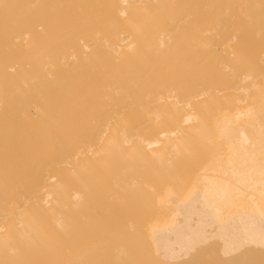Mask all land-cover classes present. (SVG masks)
Returning a JSON list of instances; mask_svg holds the SVG:
<instances>
[{"label":"bare ground","instance_id":"1","mask_svg":"<svg viewBox=\"0 0 264 264\" xmlns=\"http://www.w3.org/2000/svg\"><path fill=\"white\" fill-rule=\"evenodd\" d=\"M254 36H264V0H0V264H64L63 247L72 249L71 245L77 241V233L82 232V236L87 232L88 224L93 220L91 214H95L87 211L85 203L78 200L76 203V199H81L82 195L79 197L78 193L70 192V188L68 190L63 185L67 181L74 184L81 173L89 172L87 167L78 168L68 163L70 158L75 160L77 155L72 146L84 139L68 144L67 138L79 139L87 126L90 127L85 131L88 137H103V128L113 123L121 125L123 131L120 130L117 139L123 138L124 144L126 137H132L130 134L134 127H129L133 129H130V137L129 129L125 132L126 127L122 125L130 120L126 115H134L135 112L144 115L142 124H134L135 130H139L140 126L153 130L150 139L141 140L143 138L139 131L134 134L137 139L141 138V141H137L134 137L138 144L141 143L140 146H133L135 142L131 138L133 149L139 147V153L158 143L160 138L170 140L176 131L173 130L175 126L178 128L187 122L189 124L198 117L196 126L200 124L201 127L199 136L192 137L198 129L193 133L191 123V136L178 135L180 138L176 139L175 145H179L175 146L172 142L170 149L163 146L162 151L156 154L159 157L162 154L165 156L164 152H174L176 156L167 155L177 160L183 156L193 158L196 150L190 144L201 140L206 145L205 152L211 150L208 157L218 149L219 154L215 156L219 162L222 158V162H225L222 169L216 167L222 170L223 173L219 171L221 175L224 174L218 177L215 176V173L220 175L215 168L218 160L215 156L207 157L206 163H218L214 162L213 168L207 166L206 170L214 171L215 168L217 171L209 172L211 177L208 172L209 177L203 175L205 172L201 177L195 176L199 180L203 176V181L196 183V188L201 190L197 188L196 192L197 189H194L187 199H177L175 208L172 204L175 211L170 226L167 224L168 227L161 229L151 227L148 240L152 242L149 246L153 245V252L159 253L164 262L179 264L196 248L215 240L221 244V247L218 245L221 248L219 253L227 258L245 249L250 250L247 251L249 256L264 254V60H261L264 57L257 58V63L252 62V57L253 64H248L243 61L244 52L236 49L239 37L243 42ZM167 54L172 62L162 69L157 68ZM226 62L232 63L233 67L227 71L228 75L223 76L219 70ZM185 83L193 86L188 92H204H200L201 95L209 90H220L217 86L226 88L225 91L234 88L235 99L227 97L223 107H202L203 110L199 103L202 111L197 112L196 116L185 112L180 114L176 109L178 103L190 108L191 98L186 92L180 95L181 99L177 97L176 103L172 99L169 105L156 104L151 96L153 90L165 96ZM196 95L193 93L192 98ZM203 102L207 103L205 100ZM160 119L159 124H154ZM29 126L35 129L28 130ZM208 140L212 143L206 144ZM188 141L192 143L188 145ZM209 143L212 147L215 144L219 147L211 149ZM120 147L117 145L116 148ZM120 151H111L115 154L114 165H119ZM178 161L177 166L184 159L180 163ZM153 162H156L155 159ZM63 164L67 166L66 169H63ZM126 165L128 172H131V165ZM200 169L203 170V167ZM128 172L122 174L127 175ZM115 178L118 181L120 177ZM125 179L120 182H126ZM117 181L108 183L109 188L103 189L104 194L119 186ZM80 184L83 186V183ZM191 184L192 189L195 184ZM123 186L126 187V183ZM184 195L187 196V193ZM81 208L83 211H79H82V215L76 212ZM76 214L80 218L82 216L84 225L80 223L81 232L77 231ZM85 217H88L87 220ZM118 217L119 211L105 210L104 219L113 222ZM99 218L97 220L101 222ZM99 221L96 223L101 226L98 227V230L101 228L100 232L104 223ZM132 223L130 227H134ZM96 226V231L91 230L94 232L89 235L92 238L88 237L87 240L91 238L95 241L94 233H98ZM111 231L106 235L104 232V238L100 237L102 233L95 235L97 240L102 238L104 241L99 240L101 244L98 241L101 246L96 241H90L92 245L88 257L84 254L86 250L82 251L85 258L82 255L81 258L77 257L80 254L78 251H73L72 257L67 252L68 255L64 257L66 264H141L143 254L140 253V256L134 249L118 244L121 241L116 239L118 233ZM81 240L85 241L83 238ZM133 240L139 243L137 239ZM243 255L246 258V253L243 252Z\"/></svg>","mask_w":264,"mask_h":264},{"label":"rangeland","instance_id":"2","mask_svg":"<svg viewBox=\"0 0 264 264\" xmlns=\"http://www.w3.org/2000/svg\"><path fill=\"white\" fill-rule=\"evenodd\" d=\"M240 21V20H239ZM33 34V33H32ZM39 34H44V32H40ZM45 34H48V33H45ZM50 34V33H49ZM240 36V35H239ZM253 39V40H252ZM264 36L262 37V36H260V37H256V36H254V38H251V39H249V40H247V39H245V41H241V39H240V37H239V39H237V47H236V49H238L239 51H242V52H244V53H242L243 54V61L244 62H247L248 64H253V63H257L258 62V59L257 58H259V59H261V57H264ZM253 42L255 43V46H253L254 44H253ZM246 43V44H245ZM260 43V44H259ZM263 43V44H262ZM260 46H259V45ZM262 44V45H261ZM244 45V46H243ZM244 48H243V47ZM254 47V48H253ZM255 47H257V48H255ZM263 47V48H262ZM243 48V49H242ZM185 49V48H184ZM189 49V48H188ZM252 49V50H251ZM258 50V51H257ZM261 50V51H260ZM247 51V52H246ZM249 52V53H248ZM253 54V55H252ZM255 54V55H254ZM260 54H261V56H260ZM263 54V55H262ZM247 55V56H246ZM170 55L169 54H167L166 55V57L158 64L159 66L157 67V68H160V69H162L163 67H165L168 63H170V62H172V59H170L171 58V56L169 57ZM249 56H251L250 58H249ZM252 57H253V59H252ZM168 58V59H167ZM256 59H257V62H256ZM253 60V61H252ZM261 60H264V58H262ZM253 63H252V62ZM260 61V60H259ZM165 62V63H164ZM226 64V65H225ZM225 64H223V65H225V66H223L222 65V67L220 68V75H228V72L227 71H229L232 67H233V65H232V63H230V62H226ZM225 67H226V69H225ZM230 67V68H229ZM226 70V71H225ZM225 73V74H224ZM164 81H162V83H163ZM182 83V82H181ZM180 83V84H181ZM205 86H207V85H205ZM181 88V89H180ZM180 88H175V89H173V90H171V93H169V94H166L165 96H166V98H165V96L164 95H162L161 96V94L159 95V93L157 92V91H155V90H153V91H151V96L154 98V100H156V104H159V105H169L170 103H172V101H173V103L175 102V100L176 101H178V98L179 99H181L180 98V95L181 94H184L185 95V92H186V94H189L190 96V104H189V107L190 108H188V107H185V106H183V104H181L180 105V103H178L177 105V107H176V109H178V112L181 114H192V115H198L202 110H203V108L204 109H206L207 107H214V106H220V107H223L225 104H226V102H224L223 103V101L225 100V99H227V97H228V99L230 98L231 100H233V99H235L234 97H235V94H236V92H235V89L234 88H230V89H227L228 91H225L226 90V88L224 89V87H221V86H217V88L218 89H220V90H215L214 89V91L212 92V91H208V92H205V95L203 94V95H201L202 93H204V92H202V91H198V93H195V92H193V91H190V92H188L189 90H191L192 88H193V86H190V84L189 83H185V85L183 86V87H180ZM177 89H179V90H177ZM184 89H185V91H184ZM221 89H222V93L220 92L221 91ZM233 89V91H231ZM177 90V91H176ZM224 90V91H223ZM175 91V92H174ZM217 91V92H216ZM197 92V91H196ZM200 92H202L201 94H200ZM219 92V93H218ZM174 93V94H173ZM192 93V94H191ZM193 93L194 94H198V95H196V97L195 96H193V98H194V101H193V98H192V95H193ZM214 93H216V94H214ZM172 94V95H171ZM200 94V95H199ZM211 94V95H210ZM169 95H171L170 97H169ZM213 95H215V96H213ZM224 95V96H223ZM225 95H226V97H225ZM173 96V97H172ZM188 96V95H187ZM198 96H200V97H198ZM206 96H207V98H206ZM216 96L218 97V98H216ZM230 96H233V97H230ZM156 97H157V99H159L160 101H158L157 99H156ZM177 99H176V98ZM221 97L223 98V99H221ZM162 98H164V99H162ZM168 98V101H166V99ZM171 99V101H169L170 99ZM196 98H198V99H196ZM208 98H210V99H208ZM173 99V100H172ZM199 100V101H198ZM207 101V103L206 102H203V101ZM210 100V101H209ZM212 100V101H211ZM164 101H166V102H164ZM191 102H193V104L191 103ZM176 103V102H175ZM195 103V104H194ZM199 103H200V105H199ZM203 103L204 104H206L205 106L203 105ZM214 103V104H213ZM196 104H197V107H195L196 106ZM208 104V105H207ZM195 105V106H194ZM201 106L200 108L202 109H200L199 108V106ZM213 105V106H212ZM185 107V109L183 108V107ZM192 106H194V110H193V107ZM203 107V108H202ZM206 107V108H205ZM182 108V109H181ZM196 108V109H195ZM183 110V111H182ZM191 110V111H190ZM200 111V112H199ZM185 112V113H184ZM197 112H198V114H197ZM139 114V113H138ZM136 112L134 113V115H126V117L127 118H129L130 120H129V122L128 123H126V124H124V125H122L123 126V128H125L126 127V129H124V131L126 132V130L128 131V129H129V133H128V136H132L133 138L135 137H137V136H135L134 134L136 133V132H138L139 131V133L142 135V138L143 139H141V138H138L139 140L141 139V140H145V139H150L151 137H152V135H153V130H152V128H150V127H145V126H140V128H139V126L138 127H136V128H139V130H135V126H136V124L138 125H140V124H142V122L144 121V115L143 114H140V115H138ZM132 116H133V118H132ZM135 118V119H134ZM194 119V118H193ZM160 121H161V119L160 120H157V121H155L154 122V124H156V122H157V124H159L160 123ZM192 121V120H191ZM196 121V122H195ZM195 121L193 120L192 122H189V124H188V122L186 123V124H184V125H181L180 127H174V129L173 130H176V131H174V134L172 135V137H171V139L170 140H172V141H170V140H164L163 138L161 139L160 138V140H159V142L158 143H156V144H153V145H151V146H149L148 148H146V149H144V150H142L140 153L138 152V149H139V147H136V150L135 149H133L134 147L133 146H135V145H139L140 146V144H138L136 141H135V138L133 139L131 136V138L134 140V142L135 143H137V144H135L133 141L132 142H130L132 139L131 138H125V139H127V141L129 140V143H127V141L126 142H124V144L122 143V140L121 139H123V138H121V139H117V136L119 135V132H120V130L121 131H123V129L121 128V125H115V124H113V123H111V124H109V125H107V128H103V129H105V130H103V129H101V130H103V137H98L97 138V136L94 138V137H88L89 135H88V133H86L85 131H87V129L88 128H90V127H85L84 128V130H82L83 131V134L81 135V137L79 138V139H77V138H73V139H71V138H67V141H68V144H74V143H76V142H78L81 138L82 139H84L82 142H79V143H76V144H74L72 147H75V150H76V156H75V160H74V158L72 157V158H70V160L68 161V163H70L71 165H74L75 164V166L76 167H78V168H81L82 166L83 167H87L88 169H89V172L86 174H80V176H79V179L77 180V182L76 183H71V181H67V182H65L66 180H65V178L63 179V180H65L64 182H65V184H63V185H65V187H67L68 188V190H69V188H70V192H75V193H78V195H79V197L81 198V199H79L78 198V195H77V198L78 199H76V203H78L77 202V200L78 201H81V202H83V203H85V205H86V209H87V207H88V209H87V211H92V212H94L95 214H91V216H92V218H93V220H90L91 221V223H89L87 226H88V230H87V232L86 233H83L84 235H82L81 236V234H82V232H81V230L83 231V229H81L80 230V228H81V224H83L82 223V216H81V218H80V215H78V214H76V222H77V225H78V230L77 231H79L80 230V232L81 233H77L78 234V236H76V238H77V243L75 242V244H72L71 245V247H72V249L69 247L68 249L70 250V251H72V252H70L69 250H66L65 249V247H63V250H62V255H63V261H62V263H64V264H66V258H64V257H66L65 255L67 254L68 255V253L67 252H69V257H72L73 255H72V253H73V251H78V252H80V254L77 256V257H79V258H81V257H83L84 256V254L85 255H87L86 257H88V250H90L89 249V247H91L90 246V244L93 242V240L94 239H92V240H90L92 237L91 236H89V235H91V234H93V232L94 231H96L95 230V227L94 226H96L97 225V223H98V221L99 220H97L98 218H99V216H101V222L100 223H104V228H102V231H103V229H104V231H103V233H102V231H100L99 232V230H101V228H99V230H98V227H101L100 225H97L96 226V229L98 230V233H94V236L93 237H95V241L97 242V245H99V246H101L100 244L102 243V242H100L99 240H102V241H104V239H102V238H104L105 236H104V232H105V235L107 234V232L108 233H110L109 231H111L112 229L113 230H116L115 232H117L118 233V235H116V239L117 240H121L118 244H122L123 246H125L126 248H129L130 250H135V252H139L138 253V255H140V253H142L143 254V256H145V258H146V260L144 259V257L143 256H141L142 258H143V260L144 261H142L141 262V264H155V262H156V264H174L175 262H173V263H168V262H164L158 255H159V253L157 254V252H153V250H154V248L152 247L153 245H151V246H149L150 244L149 243H152L151 241H149L150 240V236L148 237V234H150L149 232H151V229L153 228H157V229H161V228H163V227H168V225L170 226L171 225V223H173V221H174V211H175V205H174V203H175V201L177 200V199H180V200H182V197H184L185 199H187V197H190V195H192L193 194V192H194V189H197L196 188V183H199V181L200 182H202L203 181V176H202V178H200V180L198 179V178H195V176H197V177H201V175H202V173L203 172H205L203 175L204 176H206L207 177V175L208 174H206L207 172L209 173V172H215V170L217 169L218 170V172L217 173H219L220 174V172H222V170L220 171L218 168H221L222 166H223V164H225V162L223 163L222 161H223V158H222V160L220 159V162H219V160L217 159V155L219 154L218 152H219V150L217 149L219 146H218V144H215L216 146H218L217 148H215L214 146V148L215 149H217L218 150V152H217V150L215 151V152H211L212 153V155L211 156H209L208 157V154L210 153L209 151H211L210 149H208V153L207 152H205V143L204 142H202L201 140H199V141H197V142H195V141H188L189 143H188V145L190 144V142L192 143V144H190V146H192V148H193V150H196V151H194V155H193V158L196 160V161H194V159L192 158V156H191V158H190V156L187 158V157H185V156H181L182 157V159H178V160H181V161H183V159H184V161L182 162V163H180L177 159H176V157H174V156H176V155H174L173 153H171V151L169 152V153H171V154H173L174 156V158L175 159H173V157H170V156H172L171 154H168V153H165L164 152V154H168V155H170V156H168L167 155V157H166V155L164 156L163 154L161 155V156H159V157H161V160L159 159V157H158V155L156 154V153H159V152H161L162 151V148H163V146H169V148L168 149H170L171 148V146H173V143H174V145H175V143H177V141H176V139H178V138H180V137H182V135L183 136H185V134L186 135H192L197 129V131L195 132V134H193L192 135V137L193 136H199L200 134H199V129H201V127L199 128V126H200V124H198V126H196L197 125V123H199L198 121H199V119H198V117L197 118H195ZM196 124H195V123ZM191 123H193L192 125L193 126H191V127H193V133H190V132H192V129L189 127L190 126V124ZM134 124H135V126H134ZM195 124V125H194ZM126 125V126H125ZM131 125H133V126H131ZM186 125L188 126V127H186ZM119 126V127H118ZM131 126V128L132 127H134L133 129H131V128H129ZM106 127V126H105ZM128 127V128H127ZM144 127H145V129H144ZM114 128H115V132H113L114 131ZM121 128V129H120ZM188 128H190V129H188ZM28 130H33V129H35V128H33L32 126H29L28 128H27ZM98 129V128H97ZM130 129H131V131H130ZM180 129H181V131H180ZM90 130H94V129H90ZM112 130V131H111ZM144 130V131H143ZM190 130V131H189ZM105 131V132H104ZM135 131V132H134ZM130 132H131V134H130ZM143 134H142V133ZM145 132V133H144ZM186 132V133H185ZM117 133V134H116ZM130 134V135H129ZM138 134V133H137ZM136 134V135H137ZM197 134V135H196ZM102 135V134H101ZM141 135L139 136L138 135V137H141ZM144 135L146 136V137H144ZM177 135V136H176ZM178 135H180V137L178 136ZM85 137V138H84ZM108 138V139H107ZM175 138V139H174ZM94 139H97L98 141H99V139H100V142H98L97 140H95L94 141ZM103 139V140H102ZM110 139H111V141H110ZM137 139V138H136ZM138 139H137V141H138ZM173 139H174V141H173ZM116 140H118L117 142H115ZM140 140V141H141ZM162 140V141H161ZM94 141V142H93ZM97 141V142H96ZM102 141V142H101ZM106 141H108L107 143H104V142H106ZM161 141V142H160ZM166 141H167V143L169 144H167L166 143ZM170 141V142H169ZM213 141V140H212ZM173 142V143H172ZM208 142H210V143H212L211 142V140L209 141H206V144L208 143ZM213 142H215V141H213ZM84 143V144H83ZM91 143H93L92 144V146L90 147L89 145L91 144ZM96 143V144H95ZM121 143V144H120ZM134 143V144H133ZM210 143H209V145L208 146H210ZM87 144V145H86ZM100 144V145H99ZM106 145V147H105V145ZM129 144V145H128ZM132 144H133V146H132ZM167 144V145H166ZM201 144V145H200ZM96 145V146H95ZM111 145V146H110ZM115 145H116V147H117V145H118V147L119 146H121L120 148H116L115 147ZM176 145H179V144H176ZM175 145V146H176ZM213 145H214V143H213ZM80 148H78V147ZM88 146L91 148V150H90V148L88 149ZM94 146V147H93ZM127 146V147H126ZM207 146V147H208ZM105 147V148H104ZM110 147V149H108V150H106L107 148H109ZM157 147V148H156ZM166 147V148H167ZM213 147H212V144H211V146L209 147V148H211V149H213ZM132 148V150H130ZM79 149V150H78ZM88 149V150H87ZM115 149H120L121 151H120V155L121 156H119V160H118V162H119V165L117 164V165H114L113 163H115L116 161L114 160V155L115 154H113L111 151H114ZM164 149H165V147H164ZM128 150H130L129 152H128ZM135 150V151H134ZM87 151H89L90 153H87ZM103 151V152H102ZM108 151V152H107ZM109 151H110V153L111 154H109ZM83 152H84V154H83ZM85 152H86V155H85ZM100 152V153H99ZM108 154H107V153ZM136 152H138V153H136ZM126 153H128V154H126ZM129 153H131V155L129 154ZM133 153L134 154H136V155H134L133 156ZM146 153V154H145ZM152 153H155V155L154 154H152ZM206 153V154H205ZM218 153V154H217ZM126 154V155H125ZM138 154V155H137ZM215 154H217L216 156H215ZM91 155L93 156V157H91ZM97 155V156H96ZM112 156H113V158H112ZM125 156V157H124ZM163 156V157H162ZM212 156H215V158L218 160V162L220 163H218L217 161H213L214 159H212V161H213V163L210 161V162H208V163H206V161H208L207 160V157H208V159H210ZM80 157V158H79ZM95 157V158H94ZM121 157V158H120ZM123 157V158H122ZM133 157H134V159H133ZM137 157V158H136ZM156 157V158H155ZM179 156L177 155V158H178ZM180 157V158H181ZM196 157V158H195ZM94 158V159H93ZM165 158V159H164ZM188 159V160H186V159ZM219 158H221L220 156H219ZM86 159V160H85ZM147 159V160H146ZM154 159H155V161L157 162V164H156V162H153L154 161ZM159 159V160H158ZM192 159H193V161H192ZM146 160V161H145ZM151 160H153V161H151ZM175 160H177L180 164H178V166L176 165L177 163V161L175 162ZM186 160V161H185ZM191 160V161H190ZM75 161V162H74ZM88 161H89V163H88ZM95 161V162H94ZM150 161V162H149ZM85 162H86V164H85ZM159 162V163H158ZM168 162V163H167ZM186 162H191V163H186ZM218 163L219 165H220V167H219V165L217 164V165H215V163ZM222 162V163H221ZM89 164V166H88V164ZM95 163V164H94ZM149 163V164H148ZM152 163H153V165H152ZM183 163H185V164H183ZM81 164V165H80ZM126 164H129V165H131V167H132V170H131V172H128V169H127V165ZM135 164V165H134ZM188 164V165H187ZM190 164V165H189ZM205 165V167L203 166V165ZM206 164H208V165H206ZM65 164H63L62 165V167H63V169H66L67 168V166H64ZM87 165V166H86ZM92 165H93V167H94V169L92 168ZM144 165H147V166H145V168H143L144 167ZM160 165V166H159ZM200 165H202V166H200ZM212 165V167H210ZM213 165H215V168L218 166V168H214V171L212 170H210V171H207L206 169H208V167L209 168H213ZM112 166H114V167H112ZM123 166H126V168H124ZM137 166H139V167H137ZM141 166H143V167H141ZM162 166V167H161ZM164 166V167H163ZM165 166H166V168H165ZM184 168H183V167ZM188 166V167H187ZM200 166V167H199ZM208 166V167H207ZM110 167H111V169H110ZM137 168V169H135V168ZM140 167L141 168H143V169H140ZM157 167H158V170H156L157 169ZM162 169H161V168ZM173 167H175V168H173ZM179 167H182L181 169H177V168H179ZM196 167V168H195ZM203 167V170L205 169V171H203V170H201L200 168H202ZM207 167V168H206ZM74 168V167H73ZM90 168H92L91 170H90ZM121 168H123V169H121ZM164 168V169H163ZM171 168V169H170ZM63 169H61L62 171H63ZM110 169V170H109ZM125 169H127V171H125ZM152 169H154V170H152ZM160 169H161V171H160ZM222 169V168H221ZM76 170H78L77 168H76ZM124 170V171H123ZM166 170V171H165ZM174 170H175V174L173 173L174 172ZM200 170V171H199ZM216 170V171H217ZM79 171H80V169H79ZM110 171V172H109ZM122 171V172H121ZM167 171H169V173H167ZM177 171V172H176ZM220 171V172H219ZM81 172V171H80ZM126 172H128V174L126 175H124V174H122V173H126ZM157 172V174L158 175H160V176H158L157 177V174H155ZM160 174H159V173ZM63 173L64 172H62V178L64 177V175H63ZM109 173V174H108ZM163 173H166V174H168V175H166V174H164V176L162 175ZM190 173V174H189ZM199 173V174H198ZM223 173V172H222ZM117 174H118V176L121 178L122 176L124 177L123 178V180L122 179H118V176H117ZM120 174H122V175H120ZM189 174V175H188ZM109 175V176H108ZM170 175V176H169ZM175 175V176H174ZM209 175H210V177L212 176V174H210L209 173ZM209 175H208V177H209ZM214 175V174H213ZM224 174H220V175H216V173H215V176H223ZM187 176V177H186ZM108 177V178H107ZM115 177H117V179H118V181L116 180V178ZM125 177L127 178V179H125ZM138 177L140 178V180L138 179ZM161 178H162V180L166 183H163V181L161 180ZM107 179V180H106ZM124 179H125V181L126 182H124V183H126V187L125 186H123L124 185V183L123 182H120V181H124ZM145 179H147V180H145ZM159 179V180H158ZM174 179V180H173ZM194 179H195V181H194ZM197 179H198V181H197ZM86 180V181H85ZM133 180V181H132ZM135 180L137 181L136 182V184L134 183L135 182ZM171 180V181H170ZM95 181H96V183H95ZM116 181H117V183L119 184V186H117V187H119L121 190H119V188H117V187H115V188H113L112 190L113 191H111L110 193H105L104 194V192L105 191H103V189L105 188V187H107V188H109L108 187V183H113V182H115L116 183ZM154 181V182H153ZM160 181V182H159ZM169 181V182H168ZM194 181V182H193ZM63 181H62V183H64ZM80 182L81 183H83V186L80 184ZM130 182V183H129ZM61 183V184H62ZM132 183H133V185H132ZM156 183V184H155ZM169 183V184H168ZM176 183V184H175ZM184 183V184H183ZM190 183H192L193 185L195 184V187H193L192 189H191V187H190ZM129 184H131V185H129ZM159 184V185H158ZM167 184L169 185V186H167ZM191 184V185H192ZM200 184H202V183H200ZM199 184V186L201 187V185ZM63 185H61V187L62 188H65V187H63ZM67 185V186H66ZM71 185V186H70ZM158 185V186H157ZM173 185V186H172ZM178 185V186H177ZM192 185V186H193ZM128 186V187H127ZM148 186V187H147ZM153 186H155V188L153 187ZM161 186V187H160ZM82 187H84V188H82ZM156 187H157V189H156ZM169 187V188H168ZM190 187V188H189ZM86 188H87V190L89 191H87L86 190ZM126 188L128 189V188H130V189H128V190H126ZM165 188V189H164ZM168 188V189H167ZM76 189V190H75ZM94 189V190H93ZM155 189V190H154ZM170 189V190H169ZM199 190H201V188H198ZM198 189L196 190V192L198 191ZM191 190H193V191H191ZM82 191H84V192H82ZM155 191V192H154ZM168 191H169V194H168ZM189 191V192H188ZM191 191V192H190ZM80 193H82V194H80ZM89 193V194H88ZM166 193V194H165ZM186 194L187 193V196L186 195H184V194ZM92 194H93V196H92ZM109 194V195H108ZM124 194V195H123ZM151 194V195H150ZM159 194V195H158ZM172 194V195H171ZM88 195H90L91 197H89ZM105 195V197H103ZM170 195V196H169ZM182 195V196H181ZM189 195V196H188ZM96 196H97V198H96ZM100 196V199L98 200V197ZM152 196V197H151ZM159 196V197H158ZM88 197L90 198V200H88ZM145 197V198H144ZM157 197V198H156ZM180 197V198H179ZM140 198V199H139ZM151 198V199H150ZM161 198V199H160ZM171 199V202H170V199ZM183 198V201L185 200ZM83 199V200H82ZM92 199V200H91ZM94 199V200H93ZM96 199V200H95ZM164 199V200H163ZM169 199V200H168ZM104 200V201H103ZM122 200V201H121ZM140 200V201H139ZM146 202H145V201ZM148 200V201H147ZM150 200V201H149ZM167 200V201H166ZM173 200V201H172ZM86 201L88 202V204L86 203ZM90 201V202H89ZM99 201V202H98ZM102 201H103V203H102ZM134 201V202H133ZM144 201V202H143ZM93 202H95V203H93ZM152 204H151V203ZM154 202V203H153ZM156 202V203H155ZM168 202V203H167ZM100 203V204H99ZM159 203V204H158ZM166 205H165V204ZM93 204V205H92ZM105 204V205H104ZM116 204V205H115ZM134 204L136 205L135 207H134ZM144 204H145V206H144ZM147 204V205H146ZM149 204V205H148ZM153 204H155V205H153ZM161 204V205H160ZM172 204H173V206H174V208H172L173 206H172ZM103 205V206H102ZM114 205V206H113ZM163 205V206H162ZM147 206V207H146ZM149 206V207H148ZM159 206H161V207H159ZM165 206V207H164ZM151 207V208H150ZM167 207H169V209H166ZM109 208V209H108ZM126 208V209H125ZM145 208V209H144ZM91 209V210H90ZM100 209V210H99ZM131 209H132V211H131ZM143 209V210H142ZM77 210V209H76ZM79 210H82V208L81 209H78V211H76L77 213L79 212V214L83 211H79ZM101 210H102V212H101ZM105 210H106V212L109 210V211H115L116 213L119 211V217L117 218V220H113V222L111 221V220H107L106 218L104 219V213H105ZM135 210V211H134ZM148 210V211H147ZM157 210H158V212H157ZM166 210V211H165ZM173 211V212H169V211ZM86 211V210H85ZM127 211V212H126ZM150 211H151V213H150ZM162 211V212H161ZM104 212V213H103ZM155 212H156V214H155ZM168 212H169V214H168ZM84 213V212H83ZM86 213V212H85ZM84 213V214H85ZM101 213H103L102 215H101ZM159 213V214H158ZM166 213V214H165ZM87 214V213H86ZM85 214V215H86ZM161 214V215H160ZM172 214H173V216H172ZM81 215H82V213H81ZM88 215V214H87ZM86 215V216H87ZM123 215V217H121ZM128 215V216H127ZM155 217H154V216ZM158 215V216H157ZM165 215V216H164ZM169 215V216H168ZM127 216V217H126ZM161 216H162V219H160L161 218ZM166 218H164V217ZM172 218H171V217ZM62 217H64V216H62ZM90 217V216H89ZM149 217H151V218H149ZM158 217V218H157ZM168 217V218H167ZM86 218V217H85ZM88 218V217H87ZM87 218H86V220H87ZM124 219V220H123ZM173 219V220H172ZM64 221H65V219H63ZM125 220L127 221L126 223H125ZM155 222H154V221ZM157 220V221H156ZM167 220V221H166ZM129 221L132 223V224H135L134 225V227H133V225H131V227H130V224L131 223H129ZM135 221H137V222H135ZM158 221H159V223H158ZM97 222V223H96ZM105 222H106V225H105ZM115 222V223H114ZM135 222V223H134ZM166 222V223H165ZM169 222V223H168ZM171 222V223H170ZM81 223V224H80ZM92 223H94V224H92ZM99 223V224H100ZM128 223V224H127ZM147 225H146V224ZM151 223V224H150ZM161 223V224H160ZM154 224V225H153ZM164 224V225H163ZM168 224V225H167ZM84 225V224H83ZM109 225H111V226H109ZM126 225V226H125ZM128 225H129V227H128ZM157 225V226H156ZM159 225V226H158ZM166 225V226H165ZM92 226H93V229H92ZM105 226H106V228H105ZM102 227H103V225H102ZM107 227H109V228H107ZM110 227H112V228H110ZM123 227H126V229L128 230H126L125 228H123ZM132 227H133V229H132ZM144 227V228H143ZM152 227V228H151ZM159 227V228H158ZM90 228V229H89ZM115 228V229H114ZM118 228V229H117ZM131 228V229H130ZM129 229H130V231H129ZM91 230H94L93 232L91 231ZM108 230V231H107ZM113 230L111 231V232H113ZM121 230V231H120ZM150 230V231H149ZM140 231V232H139ZM89 232H92V233H89ZM120 232V233H119ZM123 232V233H122ZM101 234V236L100 237H102V238H100L99 236V240H97V236H95V235H97V234ZM122 233V234H121ZM88 236H87V235ZM99 234V235H100ZM120 234H121V237H120ZM146 235V236H145ZM126 236H128L129 238H127ZM133 236V237H132ZM64 237V236H63ZM73 237V236H72ZM79 237V238H78ZM88 237H91V238H89V240H87V238ZM118 237H119V239H118ZM141 237H143V239L141 238ZM145 237V238H144ZM81 238H83V240H85V241H83L82 242V240H81ZM130 238H131V240H130ZM74 239V238H73ZM133 239H137V241L139 242V243H136ZM149 239V240H148ZM141 241V244H140V241ZM90 242V241H92V242H90V243H88V242ZM93 242V243H96V242ZM98 241H99V243L100 244H98ZM133 241V242H132ZM146 241V242H145ZM82 243V245H81V243ZM87 242V243H86ZM80 243V244H79ZM217 245H216V244ZM88 244V245H87ZM129 244V245H128ZM133 244H135V245H133ZM144 244V245H143ZM209 244H211L212 246H208ZM76 245V246H75ZM92 245V244H91ZM95 245V244H94ZM93 245V246H94ZM96 245V246H97ZM140 245V246H139ZM205 245V244H204ZM202 246V248H204V249H202L201 247H198V248H196V250L195 251H193V252H191L190 253V255L187 257V258H185V260H181V262L179 263V264H236L237 262V264H242V263H244V264H264V254H260V255H256L255 256V254H252L251 256H249L248 254H247V251H250V250H247V249H245V250H242V251H239L240 253H237V254H239V256L238 255H236V253L234 254L237 258H240L241 260L239 261V259L237 260V258H235V256L232 254V258H231V255L230 256H228V258L225 256V255H223L222 253H219L220 251H221V244L220 243H218V241L216 242L215 240L214 241H210L208 244H206L205 246ZM220 247H219V246ZM80 246V247H79ZM81 246H82V249H81ZM87 246V247H86ZM219 247V249H218V247ZM74 247H78V248H74ZM133 247V248H132ZM135 247H136V249H135ZM151 247L153 248V250L151 249ZM210 249H209V248ZM142 248V249H141ZM201 248V249H200ZM212 248V249H211ZM214 248H216V249H218V251H216V252H213V251H215L216 249H214ZM75 249H77V250H75ZM144 249V250H143ZM208 249V250H207ZM86 250V253H84V252H82V251H85ZM147 250V251H146ZM211 252H210V251ZM65 251V252H64ZM150 251V252H149ZM155 251V250H154ZM199 251V252H198ZM133 252V251H132ZM144 252V253H143ZM195 252V253H194ZM243 252H244V254L246 253V258H245V256L243 255ZM65 253V254H64ZM82 253V254H81ZM84 253V254H83ZM197 253V254H196ZM212 253V254H211ZM242 253V254H241ZM70 254H71V256H70ZM74 254H76V253H74ZM207 254V255H206ZM214 254V255H213ZM82 255V256H81ZM210 255V256H209ZM81 256V257H80ZM224 256V257H223ZM244 256V258H242ZM141 257H139L140 259H142ZM190 257V258H189ZM83 258H85V256L83 257ZM225 258V259H224ZM231 258V259H230ZM164 259V258H163ZM235 259V260H234ZM242 259L244 260V261H242ZM162 260V261H161ZM245 260H246V262H245ZM81 261V260H80ZM179 262V261H178ZM185 262V263H184ZM236 262V263H235ZM249 262V263H248ZM175 264H178L177 262L175 263Z\"/></svg>","mask_w":264,"mask_h":264}]
</instances>
